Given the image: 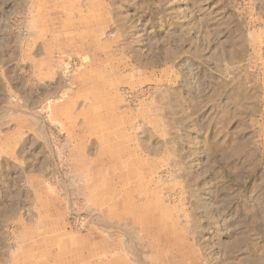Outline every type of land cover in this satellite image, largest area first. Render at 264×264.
Listing matches in <instances>:
<instances>
[{
  "label": "rangeland",
  "instance_id": "1",
  "mask_svg": "<svg viewBox=\"0 0 264 264\" xmlns=\"http://www.w3.org/2000/svg\"><path fill=\"white\" fill-rule=\"evenodd\" d=\"M0 264H264V0H0Z\"/></svg>",
  "mask_w": 264,
  "mask_h": 264
},
{
  "label": "crops",
  "instance_id": "2",
  "mask_svg": "<svg viewBox=\"0 0 264 264\" xmlns=\"http://www.w3.org/2000/svg\"><path fill=\"white\" fill-rule=\"evenodd\" d=\"M92 70V69H91ZM94 72V71H93ZM90 78H95L96 77V75L94 76V73L93 74H91V75H88ZM89 78V80L91 81L92 79H90ZM90 109V108H89ZM80 113H82V114H84V112H83V110H81L80 112H79V114ZM92 117H93V120H96V118L99 120L100 118H101V115H100V113H96V110L92 113ZM90 117L91 116H89V122H91V119H90ZM102 119V118H101ZM88 120V119H87ZM88 122V123H89ZM98 122V121H97ZM93 123V122H92ZM93 124H95V123H93ZM88 125H90V123L88 124ZM90 127H91V129L88 127V128H84L83 126H81V128H79V130L83 133H85V134H88V135H91V133H90V131H94V128H95V126L94 127H92L91 125H90Z\"/></svg>",
  "mask_w": 264,
  "mask_h": 264
}]
</instances>
